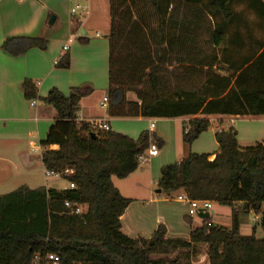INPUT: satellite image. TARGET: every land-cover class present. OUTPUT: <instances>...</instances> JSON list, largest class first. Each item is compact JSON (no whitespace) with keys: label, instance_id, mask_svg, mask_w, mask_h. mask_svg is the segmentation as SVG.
Wrapping results in <instances>:
<instances>
[{"label":"trees","instance_id":"16d2710c","mask_svg":"<svg viewBox=\"0 0 264 264\" xmlns=\"http://www.w3.org/2000/svg\"><path fill=\"white\" fill-rule=\"evenodd\" d=\"M233 2L251 11L264 31V0H109V116L192 117L182 122L185 145L209 129L208 115L264 116V40L255 41L256 48L247 45L252 35L241 31L243 21ZM202 32L207 41L201 48ZM16 40L20 44L11 48ZM32 47L45 49L46 41L17 38L2 44L13 55ZM221 62L229 73L215 72ZM167 66L181 81L174 87L161 77ZM57 67H69L67 54ZM22 89L26 99L36 97L32 81L25 80ZM129 91L137 101L126 99ZM90 93L89 87L73 88L68 95L52 88L43 98L57 113L40 143L43 166L59 174L71 170L65 179L74 187L22 186L0 195V264H33L34 255L44 253L57 254L58 264H191L188 251H178L198 244L206 245L208 264H264V237L255 236L256 226L264 233V140L242 147L230 126L216 131L213 160L209 154L189 153L160 169L157 187L162 192L182 190L190 199L230 207L229 228L208 216L188 239L168 237L163 224L148 238H130L121 232L120 216L131 200L121 195L112 177H127L151 142L158 148L164 143L148 131L132 139L78 122L79 101ZM239 203L242 213L259 216L250 235L240 233ZM78 205L83 211L72 213Z\"/></svg>","mask_w":264,"mask_h":264},{"label":"crops","instance_id":"0c3cea01","mask_svg":"<svg viewBox=\"0 0 264 264\" xmlns=\"http://www.w3.org/2000/svg\"><path fill=\"white\" fill-rule=\"evenodd\" d=\"M68 1L0 0V195L22 186L29 189L65 188L55 186L56 180L61 176L46 174L41 160L43 147L40 143L57 118L55 109L43 100L52 88L64 95H68L73 88H91V93L79 101L78 122L89 124L91 121L100 120L108 123L110 131L125 134L132 139H137L141 132L148 131L163 140L161 148L151 142L157 146V154L144 162L148 163L147 166L143 167L141 165L144 164L140 163L134 172L119 179L127 182L123 186L133 183L137 188H145V175L147 181L150 178L155 179L157 184L163 165L179 162L189 153L209 154V160H213L218 149L215 133L220 129L232 126L236 130L238 144L242 147L264 140V116L208 115L206 118L210 122L209 129L202 132L190 145H185L182 141L181 126L184 120L192 117L109 116V31L101 30V34L96 28L89 35L82 29V36H79L76 33L78 27L67 20L58 27H51L58 19V11L62 8L67 11ZM76 6L80 7L78 4ZM51 14H55V18L53 23H48ZM17 38L44 39L46 47H32L18 55L2 49L3 42ZM17 44H20L17 40L10 43L11 48H16ZM65 54L69 57V67L58 68L57 62ZM226 67L221 62L219 70L215 72L225 75L229 73ZM25 80L32 81L36 86V97L33 99L28 100L24 96L22 84ZM104 99L107 101L106 107L101 106ZM126 99L137 101L136 97ZM32 100H35L34 105H30ZM196 117L202 115L198 114ZM151 122L154 123L153 129L149 128ZM49 148L57 149L58 146L51 145ZM112 182L115 186L114 181ZM115 187L122 196L131 200L120 216L121 232L130 238H148L158 224H163L168 237L188 239L190 231L201 225L202 219L198 216V223L193 224L185 202L175 198L168 199V194L162 191L156 193L155 190L159 194L156 197L150 195V190L148 197L139 196V193L130 196L124 194L120 185ZM181 193L183 191L178 190L170 195ZM146 204H149L150 210L155 211L153 222L149 218L151 211L145 208ZM208 215L217 224L209 212ZM230 223L231 218L229 224L217 225L229 228ZM241 226L240 223L242 235L251 234L248 229L243 232Z\"/></svg>","mask_w":264,"mask_h":264},{"label":"rangeland","instance_id":"374dc122","mask_svg":"<svg viewBox=\"0 0 264 264\" xmlns=\"http://www.w3.org/2000/svg\"><path fill=\"white\" fill-rule=\"evenodd\" d=\"M79 5L80 7H77L76 5ZM77 7V8H76ZM75 9V13H71V9ZM233 8L240 14L241 16V22L240 23V28L241 31H243L244 36L246 35L245 33L250 32L252 35V40H248L246 39V41L248 42L247 45H253V47L256 48V44L255 41H262L264 40V31L263 29L258 27L257 24V19L255 18V15L249 11L246 10V8L244 7L243 4L241 3H237V2H233ZM54 16L55 14H51L48 18V23L50 21V18ZM57 21L54 22L52 25H50L51 27H58V25L62 22H64V20L67 21H71L72 24L75 27H78V29L76 30V33L79 36H82L81 30H85L86 34H93L95 31V29L97 28L99 31V33H101V30H108L110 31V5H109V0H69L68 4H67V11L66 8H62L58 11L57 13ZM152 23L155 24V19H152ZM81 25V26H80ZM124 31H127V28L124 29ZM102 34V33H101ZM154 39H152V46L155 45V42L158 41V36L156 31H154ZM207 41V35H205L203 32L198 36V40H197V45L199 47H204V42ZM122 46L126 47L125 42H122ZM246 49V48H245ZM209 51L211 52V50L209 49ZM209 52V53H210ZM172 59V60H171ZM168 63L173 62V58L170 57L167 59ZM168 67V66H167ZM162 67L161 69V74H162V78H164V80L168 83L165 82V84L167 85V87H174L176 85L177 82H181V81H176L174 80L175 78L172 76V72H171V67L169 66L168 68ZM219 67V66H218ZM214 69L215 71H218L219 68ZM173 73H179L178 71H173ZM218 73V72H216ZM126 97L130 98V99H135V93L132 91H129L126 93ZM154 123H157L156 119H153ZM255 142H252L251 144H254ZM144 165L141 166H147L148 163H143ZM146 180V187H135V185H133V183L126 184L125 186H123V183H127V182H121V180H119L120 178H116L113 177L112 181H114L115 186H119L120 188H122V191L124 192V194H130V196H133V194H138L139 196H149V190H150V195L156 197L155 190L158 188L157 184H156V180L155 179H149L147 181L146 175L143 176ZM126 181V180H124ZM122 183V184H121ZM68 182L65 178H59L56 180V184L55 186L58 188H63V187H67ZM148 194V195H147ZM168 199L171 198H175L176 195L173 196H166ZM149 204H146L145 208L148 210L149 209ZM212 207L211 209L208 211L210 213V215L212 216L213 219H215L217 221V224H221V225H225V224H229L230 218H231V208L227 207V206H223V205H219L218 203H211ZM235 209L238 211L239 215H240V221H241V230L243 232H247V229L249 230V234L251 233V228L256 225V222L259 218V216L255 215L254 213H242V207L241 205L236 204ZM149 211H151L149 213V218L151 220V222L154 221V218L152 217L153 214L155 213L154 209H149ZM187 212V210H186ZM151 214V216H150ZM187 214V213H186ZM216 217H219V219ZM229 220V221H228ZM191 221L194 223H198V217L197 215H191ZM228 221V222H227ZM255 236L256 237H264V233L262 232V230L256 226L255 229ZM190 255V262L191 264H208V258H207V247L204 244H198L196 245L193 249L191 250H181L178 252H187ZM177 252L174 254L169 255L170 258H174L176 256ZM153 258H161L164 256H152Z\"/></svg>","mask_w":264,"mask_h":264},{"label":"built area","instance_id":"2783aa9c","mask_svg":"<svg viewBox=\"0 0 264 264\" xmlns=\"http://www.w3.org/2000/svg\"><path fill=\"white\" fill-rule=\"evenodd\" d=\"M78 7V6H77ZM76 7V8H77ZM75 9H71V13H74ZM39 84V83H37ZM106 99L103 100V102L101 103L102 107H106ZM35 100H32L30 102V105H34ZM89 127L91 128V130L93 131H108L110 130V127L108 125L107 122H103V121H91L89 123ZM154 127V123L151 122L149 124V128L153 129ZM158 152V148L154 143H151L149 148L147 149L146 153H142L140 155H138V160L140 163H144L145 161L148 160L149 157L156 155ZM46 174L51 175H57V176H61L63 178H65L66 176H69L70 174H72L71 170L66 169L65 171H63L62 173H53V172H48L46 171ZM68 187L69 188H73V184L72 183H68ZM176 200L181 201V202H185L188 205V215H197L199 211L202 212H208V210L211 209V202L209 201H205V200H198V199H190L184 192L181 194L176 195L175 197ZM64 205L66 207H71V204L67 201L64 202ZM83 211V208L81 206H76L75 208L72 209V213L75 214H80ZM59 261V257L57 254L55 253H44L43 255L40 254H36L33 257L32 263L33 264H58Z\"/></svg>","mask_w":264,"mask_h":264},{"label":"water","instance_id":"95a60500","mask_svg":"<svg viewBox=\"0 0 264 264\" xmlns=\"http://www.w3.org/2000/svg\"><path fill=\"white\" fill-rule=\"evenodd\" d=\"M54 18H55V17L52 16V17L50 18L49 23H53ZM90 136H91V137H95V134H94V133H90ZM160 192H161V189H160V188H157V189H156V193H160ZM197 216L200 217L201 219H203V218L208 217L209 215H208V212H202V211H199L198 214H197Z\"/></svg>","mask_w":264,"mask_h":264}]
</instances>
